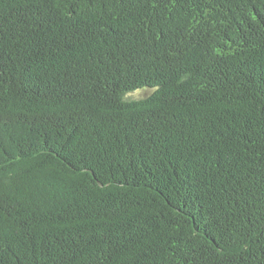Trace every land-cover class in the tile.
<instances>
[{"label": "trees", "instance_id": "1", "mask_svg": "<svg viewBox=\"0 0 264 264\" xmlns=\"http://www.w3.org/2000/svg\"><path fill=\"white\" fill-rule=\"evenodd\" d=\"M0 264H264V0H0Z\"/></svg>", "mask_w": 264, "mask_h": 264}]
</instances>
